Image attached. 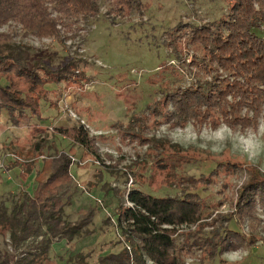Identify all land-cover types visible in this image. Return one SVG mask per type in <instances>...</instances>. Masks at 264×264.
Wrapping results in <instances>:
<instances>
[{"label": "rangeland", "instance_id": "obj_1", "mask_svg": "<svg viewBox=\"0 0 264 264\" xmlns=\"http://www.w3.org/2000/svg\"><path fill=\"white\" fill-rule=\"evenodd\" d=\"M143 1L148 7L142 14L136 11L116 16L112 22L106 16L110 4L102 0L99 18L70 20L62 28L68 37L62 43L32 34L24 36L14 23L0 27V32L16 31L15 40L27 46L30 62L56 69L69 56L79 72L66 81L51 79L45 83L44 89L49 92L39 90L40 116L33 117L29 124L12 125L5 118L7 111L0 116V199L20 191L33 192L44 158H49L51 165L59 152L73 157L70 173L75 185L73 194L67 195L68 201L65 198L68 203L62 218L71 225L79 222L83 224L81 230L88 231L71 240L54 237L52 256L60 264L82 251L90 253L92 263L101 255L117 251L121 234L116 224L117 207L121 200L126 201L131 187L155 196L182 195L191 189L187 177L208 179L216 164L222 163L209 187L200 184L191 191L198 192L208 205L205 221L217 224L214 219L219 217L226 225L232 198L247 173L256 168L264 175V123L258 130L244 133L225 125L216 130L194 124L170 129L164 115L154 111L162 108L165 93L206 78L190 65L195 49L186 39L179 41L175 27L220 17L226 9L224 1ZM168 32L178 41L179 57L168 45ZM35 124L49 131V146L36 153L33 133L30 135ZM72 125L97 137L100 159L88 156L83 161L82 147L53 133L57 127ZM32 160L38 163L30 173L28 169L35 167L32 164L30 168ZM258 214L264 219L261 209ZM230 227L249 231L235 221ZM190 228H183L178 236L180 243L193 240L190 232L196 238L204 234L199 227ZM258 237L254 247L226 253L222 261L194 250L182 257L183 264H264V228ZM33 245L30 240L15 246L0 235V249L12 260Z\"/></svg>", "mask_w": 264, "mask_h": 264}, {"label": "trees", "instance_id": "obj_2", "mask_svg": "<svg viewBox=\"0 0 264 264\" xmlns=\"http://www.w3.org/2000/svg\"><path fill=\"white\" fill-rule=\"evenodd\" d=\"M106 1L110 4L106 16L112 22L116 16L142 14L148 7L143 0ZM223 1L226 9L220 17L175 27L179 41L186 39L195 49L190 65L206 78L165 93L162 108L154 111L164 115L170 129L194 124L216 130L225 125L244 133L258 130L264 123V0ZM101 10L102 0H0V27L14 23L24 36L62 43L68 38L62 28L70 20L97 19ZM15 36L16 31L0 32V116L7 111V122L22 126L40 116L39 90L49 92L44 89L48 80L66 81L79 72L69 56L56 69L30 62L27 46ZM168 37V45L179 57L176 37L172 32ZM47 128L35 124L30 129L35 153L49 146ZM54 131L83 148V161L88 156L100 159L97 137L83 127L61 126ZM43 160L33 192L20 191L0 199V235L15 246L30 240L34 243L17 260L0 249V264H60L52 256L54 237L71 240L88 231L81 230L83 224H67L62 218L67 195L73 194L75 185L70 173L73 157L59 152L51 165L49 158ZM37 163L32 160L30 168L32 164L35 167L28 169L30 173ZM221 166L218 162L208 179L187 177L191 189L182 195L155 196L131 187L126 201L121 200L117 207L116 224L121 231L117 251L101 255L96 263L89 261L90 253L82 251L71 255L65 264H183L182 257L194 250L222 261L226 253L254 247L260 240L259 230L264 228V219L258 214L261 209L264 215V175L260 170L253 168L236 189L226 225L219 217L214 219L217 224L205 221L208 205L198 192L191 191L200 184L209 187ZM233 221L247 227L248 233L230 227ZM184 227H199L204 234L196 238L190 232L193 240L180 243L178 236ZM207 227L211 228L206 231Z\"/></svg>", "mask_w": 264, "mask_h": 264}, {"label": "clouds", "instance_id": "obj_3", "mask_svg": "<svg viewBox=\"0 0 264 264\" xmlns=\"http://www.w3.org/2000/svg\"><path fill=\"white\" fill-rule=\"evenodd\" d=\"M239 258H240V259H243V257H242V256H239Z\"/></svg>", "mask_w": 264, "mask_h": 264}]
</instances>
